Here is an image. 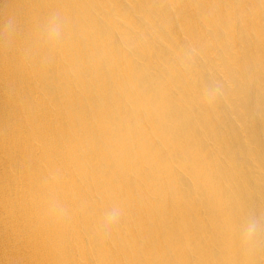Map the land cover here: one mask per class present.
<instances>
[{
  "label": "bare ground",
  "instance_id": "obj_1",
  "mask_svg": "<svg viewBox=\"0 0 264 264\" xmlns=\"http://www.w3.org/2000/svg\"><path fill=\"white\" fill-rule=\"evenodd\" d=\"M0 264H264V0H0Z\"/></svg>",
  "mask_w": 264,
  "mask_h": 264
},
{
  "label": "clouds",
  "instance_id": "obj_2",
  "mask_svg": "<svg viewBox=\"0 0 264 264\" xmlns=\"http://www.w3.org/2000/svg\"><path fill=\"white\" fill-rule=\"evenodd\" d=\"M48 31H49V38L51 39L58 38L60 35L59 27L56 24H51L49 26ZM119 215L120 213L118 209H113L108 213H106L103 221V226L108 227L115 224L119 218ZM257 229H258V225L256 224V222L254 221L249 222L244 229L245 236L248 239H251L257 232Z\"/></svg>",
  "mask_w": 264,
  "mask_h": 264
}]
</instances>
